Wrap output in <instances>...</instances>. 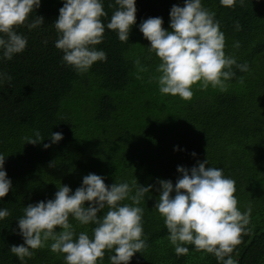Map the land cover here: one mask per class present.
Returning a JSON list of instances; mask_svg holds the SVG:
<instances>
[{
	"label": "trees",
	"instance_id": "16d2710c",
	"mask_svg": "<svg viewBox=\"0 0 264 264\" xmlns=\"http://www.w3.org/2000/svg\"><path fill=\"white\" fill-rule=\"evenodd\" d=\"M174 4L182 7L183 0H136V24L129 42H121L106 27L115 0H103L104 39L95 47L107 59L94 62L84 73L66 65L54 46L58 34L53 23L63 0H41L26 24L36 16L44 18L43 24L16 29L27 37L25 50L0 60V73L12 77L10 84L0 83V154L5 155L4 168L12 181L0 199V208L10 212L0 220V264H21L9 248L24 242L17 227L24 207L53 199L61 185L75 191L89 173L104 177L109 186L134 180L153 186L147 194L151 198L146 195L139 205L144 209L146 247L130 264H217L214 255L190 244L185 245L187 255H177L154 208L158 180L175 185L181 175L178 165L190 169L205 159L206 167L222 168L235 181L240 211L251 209L250 223L231 258L235 264H264V0H244L232 8L220 0H202L220 23L225 54L237 64H247L248 70L233 66L235 75L224 91L201 89L197 82L190 100L159 92L160 60L148 50L150 42L138 27L149 17H161L162 27L171 30L169 11ZM37 130L44 139L25 142ZM50 132H61L63 139L51 144ZM69 220L77 233L91 237L94 225ZM110 255L105 252L103 264H110ZM25 264H65L64 254L46 246L25 258Z\"/></svg>",
	"mask_w": 264,
	"mask_h": 264
},
{
	"label": "clouds",
	"instance_id": "9594fccd",
	"mask_svg": "<svg viewBox=\"0 0 264 264\" xmlns=\"http://www.w3.org/2000/svg\"><path fill=\"white\" fill-rule=\"evenodd\" d=\"M237 3L243 4L244 0H220L228 8ZM40 4L41 0H0V60H11L25 50L27 37L16 29L26 24ZM135 4L136 0H115L117 7L106 27L116 32L121 42H129L130 30L136 24ZM105 16L103 0H63L53 23L58 34L54 46L62 51L65 64L77 73L87 72L94 62L107 59L106 53L95 47L104 39L101 17ZM169 16L171 30L162 27L161 17H149L138 26L150 42L148 50L160 60L157 83L161 94L190 100L192 86L197 82L201 89L211 86L224 91L226 82L235 75L233 66L248 70L247 64H237L234 57L225 54L220 23L214 12L202 6V0H183L182 7L174 4ZM43 22L42 16H36L26 26L32 30ZM233 47L238 48L239 42ZM11 79L0 73V83L10 84ZM43 139L37 130L25 142L36 144ZM50 139L51 144L58 143L63 134L50 132ZM50 146L43 144L44 148ZM4 164L5 155L0 154V199L12 188ZM207 164L205 159L190 169L178 165L181 175L175 185L171 180H158L159 196L154 208L163 218L168 241L177 255H187L185 245L190 244L198 252L214 255L217 264H235L231 253L246 232L251 209L240 211L234 195L235 181L226 177L222 168L206 167ZM152 187L140 186L137 180L109 186L104 177L93 173L84 176L75 191L61 185L53 199L24 207L23 216L17 219L18 234L24 242L12 245L9 251L21 264L46 246L53 253L64 254L65 264H103L106 251L112 253L110 264H130L134 254L146 247L144 209L139 205ZM126 200L131 203H123ZM9 215L6 208H0V220ZM70 217L79 225H94L91 237L87 232L77 233Z\"/></svg>",
	"mask_w": 264,
	"mask_h": 264
}]
</instances>
